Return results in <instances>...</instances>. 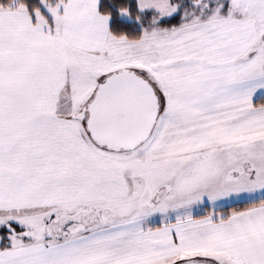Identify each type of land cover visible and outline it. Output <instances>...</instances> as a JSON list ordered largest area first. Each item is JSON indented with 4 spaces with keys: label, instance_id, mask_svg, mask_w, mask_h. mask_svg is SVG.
Wrapping results in <instances>:
<instances>
[{
    "label": "snow or ice",
    "instance_id": "1",
    "mask_svg": "<svg viewBox=\"0 0 264 264\" xmlns=\"http://www.w3.org/2000/svg\"><path fill=\"white\" fill-rule=\"evenodd\" d=\"M0 264H264V0H0Z\"/></svg>",
    "mask_w": 264,
    "mask_h": 264
}]
</instances>
